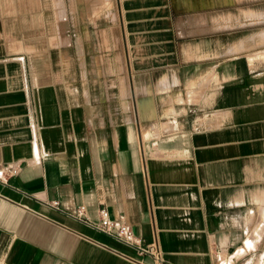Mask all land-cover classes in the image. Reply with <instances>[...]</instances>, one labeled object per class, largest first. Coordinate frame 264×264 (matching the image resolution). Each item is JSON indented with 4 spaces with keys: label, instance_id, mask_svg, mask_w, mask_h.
Wrapping results in <instances>:
<instances>
[{
    "label": "crops",
    "instance_id": "0c3cea01",
    "mask_svg": "<svg viewBox=\"0 0 264 264\" xmlns=\"http://www.w3.org/2000/svg\"><path fill=\"white\" fill-rule=\"evenodd\" d=\"M108 8L127 84L75 34L92 0H0V264H264V0Z\"/></svg>",
    "mask_w": 264,
    "mask_h": 264
},
{
    "label": "rangeland",
    "instance_id": "374dc122",
    "mask_svg": "<svg viewBox=\"0 0 264 264\" xmlns=\"http://www.w3.org/2000/svg\"><path fill=\"white\" fill-rule=\"evenodd\" d=\"M92 3L95 4V7L98 9H94L92 11L91 14V18H92V26H78L76 28V32L75 34L78 36V39L81 40V37L86 36L90 38V42L91 43H87L86 47L88 49H90L88 46L91 45V49L94 52V61H95V66L99 68V66H101L102 61L104 62V65L106 64L110 70V72H116V68L117 66L121 67L123 70V75L121 76V78L123 77L124 82L127 84L128 82V77H130V73H132L131 71V59H123V58H112L113 56H116V54L114 53L119 46V50L121 51L123 48V45L121 43V33L119 32L120 28H118V26L116 27H108L106 26L107 22L104 20H101L103 17V15L108 16L109 18L111 17V15L113 14V16L115 15V17L117 16V13L115 10H112L111 14L110 11H106L103 12L101 10H99V8H101L102 6L108 7V9L111 10L112 5L114 4V0H92ZM114 12V13H113ZM103 13V14H102ZM229 15H227L225 18L226 20H231V25L229 27H227L226 29L234 26L236 23L232 22V19H230ZM249 22V21H247ZM239 24V23H237ZM261 27H264V24L259 23V24H255L252 26V35L256 38H259L256 31H258L259 29H261ZM222 29V28H221ZM264 43V42H262ZM261 43H254V45H257L258 47L256 48V51L259 52L260 51H264V46H259ZM81 45V49L84 48L85 44L83 43V41L80 43ZM126 48H127V43H126ZM109 52V56L110 58L108 59H101V54H105V52ZM113 52V54L111 53ZM258 56L260 58H264V52L258 53ZM130 68V69H129ZM121 70V71H122ZM109 84L112 85L114 83V80L117 78L116 75L114 76H109ZM208 79V77H207ZM126 95L129 96V92L126 91Z\"/></svg>",
    "mask_w": 264,
    "mask_h": 264
},
{
    "label": "built area",
    "instance_id": "2783aa9c",
    "mask_svg": "<svg viewBox=\"0 0 264 264\" xmlns=\"http://www.w3.org/2000/svg\"><path fill=\"white\" fill-rule=\"evenodd\" d=\"M6 171L11 174L15 172V170L11 167L6 168ZM50 204L52 206H56L57 202L52 201ZM72 215L84 224L92 226L105 236L133 248L137 255L146 254L151 255L154 259L159 258V251L155 244L142 243L140 239L133 235L130 226L124 222L121 217L117 219L110 218L105 207L98 208L96 223H89V221L83 216V206H77L73 210Z\"/></svg>",
    "mask_w": 264,
    "mask_h": 264
}]
</instances>
